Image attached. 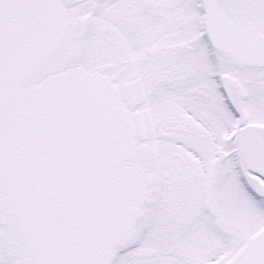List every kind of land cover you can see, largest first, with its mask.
Returning a JSON list of instances; mask_svg holds the SVG:
<instances>
[{"label": "snow or ice", "instance_id": "obj_1", "mask_svg": "<svg viewBox=\"0 0 264 264\" xmlns=\"http://www.w3.org/2000/svg\"><path fill=\"white\" fill-rule=\"evenodd\" d=\"M0 264H264V0H0Z\"/></svg>", "mask_w": 264, "mask_h": 264}]
</instances>
